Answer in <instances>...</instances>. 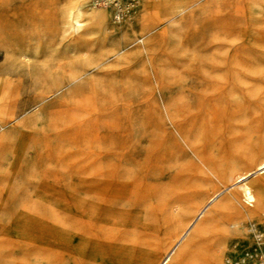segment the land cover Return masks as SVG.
Segmentation results:
<instances>
[{
	"label": "rangeland",
	"instance_id": "1",
	"mask_svg": "<svg viewBox=\"0 0 264 264\" xmlns=\"http://www.w3.org/2000/svg\"><path fill=\"white\" fill-rule=\"evenodd\" d=\"M263 165L264 0H0V264H264Z\"/></svg>",
	"mask_w": 264,
	"mask_h": 264
},
{
	"label": "built area",
	"instance_id": "2",
	"mask_svg": "<svg viewBox=\"0 0 264 264\" xmlns=\"http://www.w3.org/2000/svg\"><path fill=\"white\" fill-rule=\"evenodd\" d=\"M127 2H118L117 0H95L96 6H106V5H112L115 8L114 12V20L116 22H121L125 20L129 13L134 11L137 8L138 1L137 0H126ZM264 236V233H262V236L258 237L259 239H262Z\"/></svg>",
	"mask_w": 264,
	"mask_h": 264
},
{
	"label": "bare ground",
	"instance_id": "3",
	"mask_svg": "<svg viewBox=\"0 0 264 264\" xmlns=\"http://www.w3.org/2000/svg\"><path fill=\"white\" fill-rule=\"evenodd\" d=\"M118 2H127L126 0H117ZM138 1V4H137V8L134 10V11H132L131 13H129V15H128V17L126 18V19H128L131 15H133L134 13H136L137 12V10L139 9V7H140V0H137ZM96 6V5H95ZM100 7H105V8H107V9H109V10H111V12H112V16H113V19H114V15H113V9H114V7L112 6V5H106V6H100ZM125 19V20H126ZM261 168H264V165L261 167ZM244 178H246V177H241L239 180H243ZM253 225V230H254V233H255V235L257 236V237H260V236H262V233H263V231H264V217L262 218V227L261 228H258L257 226H256V223H253L252 224ZM257 250H260V251H262V252H264V246L263 245H259L258 247H257ZM244 259V258H243Z\"/></svg>",
	"mask_w": 264,
	"mask_h": 264
}]
</instances>
